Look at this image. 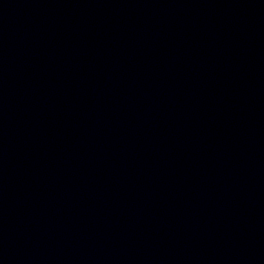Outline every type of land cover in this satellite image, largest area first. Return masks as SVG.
<instances>
[{
	"label": "water",
	"instance_id": "95a60500",
	"mask_svg": "<svg viewBox=\"0 0 264 264\" xmlns=\"http://www.w3.org/2000/svg\"><path fill=\"white\" fill-rule=\"evenodd\" d=\"M0 264H264V0H0Z\"/></svg>",
	"mask_w": 264,
	"mask_h": 264
}]
</instances>
